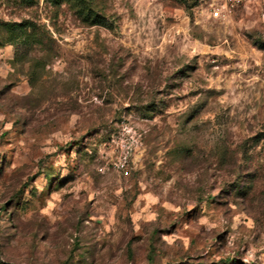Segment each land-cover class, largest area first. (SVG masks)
I'll list each match as a JSON object with an SVG mask.
<instances>
[{"label":"rangeland","instance_id":"1","mask_svg":"<svg viewBox=\"0 0 264 264\" xmlns=\"http://www.w3.org/2000/svg\"><path fill=\"white\" fill-rule=\"evenodd\" d=\"M0 0V264H264V0Z\"/></svg>","mask_w":264,"mask_h":264},{"label":"trees","instance_id":"2","mask_svg":"<svg viewBox=\"0 0 264 264\" xmlns=\"http://www.w3.org/2000/svg\"><path fill=\"white\" fill-rule=\"evenodd\" d=\"M59 1L60 0H55ZM79 5V13L82 14L87 19H91L92 23H100L99 19H101L102 15L98 13V11L92 6V0H76Z\"/></svg>","mask_w":264,"mask_h":264}]
</instances>
